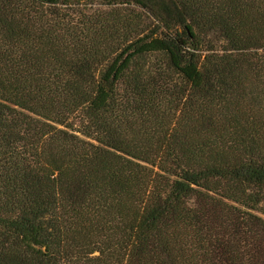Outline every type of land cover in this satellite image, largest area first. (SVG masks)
<instances>
[{"label": "trees", "instance_id": "16d2710c", "mask_svg": "<svg viewBox=\"0 0 264 264\" xmlns=\"http://www.w3.org/2000/svg\"><path fill=\"white\" fill-rule=\"evenodd\" d=\"M0 264H264V0H0Z\"/></svg>", "mask_w": 264, "mask_h": 264}]
</instances>
